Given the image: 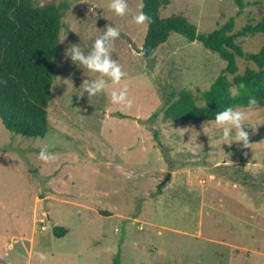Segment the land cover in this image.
<instances>
[{"label": "rangeland", "instance_id": "obj_1", "mask_svg": "<svg viewBox=\"0 0 264 264\" xmlns=\"http://www.w3.org/2000/svg\"><path fill=\"white\" fill-rule=\"evenodd\" d=\"M33 1L68 9L45 137L16 135L0 120V264H264V106L238 108L255 126L245 128L249 147L226 144L214 122L163 118L171 93L187 90L203 104L226 62L176 33L145 60L147 24L133 20L141 0H127L123 17L110 0ZM240 1L170 0L160 16L186 17L199 34L234 18L238 32L264 16V0ZM106 26L121 33L112 57L127 73L118 87L127 86L131 108L111 102L110 81L96 96L75 94L99 74L65 49H90ZM237 42L255 53L264 36ZM247 67L238 58V73ZM45 144L55 161L38 158Z\"/></svg>", "mask_w": 264, "mask_h": 264}, {"label": "trees", "instance_id": "obj_2", "mask_svg": "<svg viewBox=\"0 0 264 264\" xmlns=\"http://www.w3.org/2000/svg\"><path fill=\"white\" fill-rule=\"evenodd\" d=\"M141 1L142 11L151 17L139 51L145 60L154 58L158 48L176 33L189 42H200L226 62L214 83L202 93L203 104H198L187 90L171 93L162 108L165 121L214 122L215 114L228 106L248 108L249 96L257 99L256 106H264V43L259 51L246 53L237 42L242 36H264V16L238 32H234L235 19L231 18L214 31L199 34L186 17L160 16V10L170 0ZM67 9L66 4L37 6L33 0H0V120L16 135L29 139L45 137L51 88L58 71L62 18ZM238 58L254 67L238 73ZM65 232L64 228H53L58 238Z\"/></svg>", "mask_w": 264, "mask_h": 264}, {"label": "clouds", "instance_id": "obj_3", "mask_svg": "<svg viewBox=\"0 0 264 264\" xmlns=\"http://www.w3.org/2000/svg\"><path fill=\"white\" fill-rule=\"evenodd\" d=\"M109 8L115 15L123 17L128 12L127 0H110ZM133 20L138 25L151 23V17L143 11L136 14ZM120 35L117 27L106 26L103 32L95 38L90 49L85 50L81 44L77 43H72L65 49V58H69L73 64L99 74L95 79H86L75 92L77 96H83L85 93L88 97L101 94L108 88L110 81L113 86L110 92L111 102L128 108L132 107L133 101L129 99L127 86L118 87L122 79L127 77V73L112 57L114 42ZM68 103L72 105V96L69 97ZM256 105L257 99L254 96H249L248 108H253ZM248 115L247 111L231 106L215 114V129L222 130V140L226 144L231 145L232 142H237L242 143L243 147L250 146L249 133L245 128L251 127L255 130V126L247 123ZM38 158L44 162H52L55 161L56 155L50 151V146L45 144L41 147ZM40 259L43 261L46 256L40 254Z\"/></svg>", "mask_w": 264, "mask_h": 264}, {"label": "water", "instance_id": "obj_4", "mask_svg": "<svg viewBox=\"0 0 264 264\" xmlns=\"http://www.w3.org/2000/svg\"><path fill=\"white\" fill-rule=\"evenodd\" d=\"M169 177V176H168Z\"/></svg>", "mask_w": 264, "mask_h": 264}]
</instances>
